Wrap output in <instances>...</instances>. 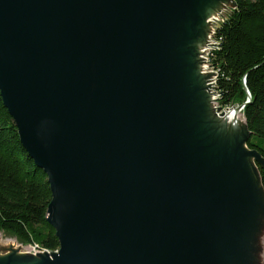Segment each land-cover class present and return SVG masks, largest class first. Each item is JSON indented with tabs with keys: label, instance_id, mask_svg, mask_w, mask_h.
Segmentation results:
<instances>
[{
	"label": "water",
	"instance_id": "obj_1",
	"mask_svg": "<svg viewBox=\"0 0 264 264\" xmlns=\"http://www.w3.org/2000/svg\"><path fill=\"white\" fill-rule=\"evenodd\" d=\"M206 1L0 0V96L59 241L0 264H249L264 157L245 119L244 146L201 125Z\"/></svg>",
	"mask_w": 264,
	"mask_h": 264
},
{
	"label": "trees",
	"instance_id": "obj_2",
	"mask_svg": "<svg viewBox=\"0 0 264 264\" xmlns=\"http://www.w3.org/2000/svg\"><path fill=\"white\" fill-rule=\"evenodd\" d=\"M234 2L214 27L216 44L208 61L216 72L221 108L244 102L246 88L250 92L241 110L249 130L247 145L264 157V0ZM258 168L264 188V168ZM50 198L47 175L20 141L0 96V231L40 250H56L59 241L46 220Z\"/></svg>",
	"mask_w": 264,
	"mask_h": 264
},
{
	"label": "bare ground",
	"instance_id": "obj_3",
	"mask_svg": "<svg viewBox=\"0 0 264 264\" xmlns=\"http://www.w3.org/2000/svg\"><path fill=\"white\" fill-rule=\"evenodd\" d=\"M227 0H207L203 6L201 12V20L198 24L199 28H205L206 25L210 20H215L218 14L221 12ZM195 44L197 51H201L203 46L201 45L200 37H196L192 42ZM191 61H195L196 57H190ZM203 65L197 64V67L192 70V78H194L193 82L197 85L199 89V94L203 99H205L208 103L207 113L203 115L201 125L204 127L208 133V135L214 139L217 143H224L227 146H233L234 144H241L244 146L243 143V136L245 134V123L242 124L240 122V110H235V108L230 107L223 111H219V114H213L211 112V104L214 100V93L212 92V85H213V76H206L203 73ZM225 112V113H223ZM247 161L249 163L253 162V157L247 156ZM12 249L16 251V254L23 253L20 252L19 249L11 247L8 252Z\"/></svg>",
	"mask_w": 264,
	"mask_h": 264
},
{
	"label": "rangeland",
	"instance_id": "obj_4",
	"mask_svg": "<svg viewBox=\"0 0 264 264\" xmlns=\"http://www.w3.org/2000/svg\"><path fill=\"white\" fill-rule=\"evenodd\" d=\"M227 3V2H226ZM232 0H228V3L225 4V7L221 10V12L218 14V16L215 18V20H210L209 22V31L206 36V39L203 44V48L201 51H199V57H200V65H203V73L208 74L209 76H213V85H212V92L214 93V100L211 104L212 112L215 111L213 114H219V111H216L218 109V102H217V91L215 88V70L209 65L208 61V51L210 48L213 47L214 42L216 43L214 37H213V32H214V27L216 24L219 23V21L227 14V12L232 8ZM225 113V112H223ZM240 122L244 124V116L242 112L240 111ZM255 165L257 167V163L255 162ZM264 165V163H263ZM17 248L24 252H29L30 254H36L39 251H44V250H38L36 247L30 244H24L19 242L14 236H10L6 233H3L0 231V254L5 253L6 251L8 252L11 248ZM249 264H264V214H263V219L261 222V225L255 232L253 236V240L251 242V256H250V262Z\"/></svg>",
	"mask_w": 264,
	"mask_h": 264
},
{
	"label": "built area",
	"instance_id": "obj_5",
	"mask_svg": "<svg viewBox=\"0 0 264 264\" xmlns=\"http://www.w3.org/2000/svg\"><path fill=\"white\" fill-rule=\"evenodd\" d=\"M215 44H216V43L214 42L213 47H214ZM36 249H38V248H36ZM38 250H40V249H38ZM48 251H49V250H48Z\"/></svg>",
	"mask_w": 264,
	"mask_h": 264
}]
</instances>
